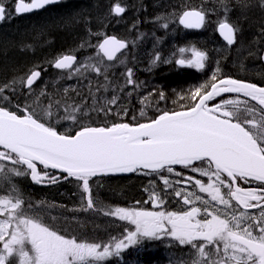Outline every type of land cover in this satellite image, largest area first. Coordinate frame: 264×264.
I'll return each mask as SVG.
<instances>
[{
    "label": "snow or ice",
    "instance_id": "obj_1",
    "mask_svg": "<svg viewBox=\"0 0 264 264\" xmlns=\"http://www.w3.org/2000/svg\"><path fill=\"white\" fill-rule=\"evenodd\" d=\"M57 2L19 0L15 12L43 9ZM259 2L264 8V0ZM237 3L241 8L247 6L245 0ZM219 4L224 18L219 20L217 30L232 46L237 42L239 27L228 18V0H219ZM125 11L118 2L111 7L116 16ZM5 18L4 0H0V21ZM205 23L203 9L191 8L179 16V24L186 29H200ZM96 47L98 55L102 53L108 61H114L116 54L128 45L115 36H105ZM185 51L179 49L180 53ZM190 51L191 58L175 63L204 69L207 54L194 47ZM78 63L74 55L68 54L57 58L53 66L72 70ZM102 64V59H97L82 67L103 75L107 81L109 66L102 68ZM75 72L82 74L80 67ZM72 75L69 71V77ZM40 76L41 72L33 69L0 84V180L10 184L11 176L29 175L36 183H57L59 178L47 170H59L66 174L63 179L74 178L78 182L81 200L87 201L86 209L103 211L134 228L126 227L122 238L112 237L106 243L66 236L44 221L42 206L37 209L29 203L25 207L23 197L13 188L0 198V215L7 213L0 220V264H102L143 239L161 236H170L180 246H190L191 264H264V86L232 78L218 79L213 73L207 85L191 93L194 103L183 110H164L156 118L135 125L114 122L93 126L94 122H84L85 118L91 120L86 103H69L71 97L55 99L43 90L34 92L33 85ZM126 76L127 84L135 83L131 68ZM101 87L107 90L106 84ZM19 88L28 90L30 103H16L10 108ZM222 94H236V98H222L209 105ZM159 96L164 99L162 92ZM92 98L91 111L108 115L112 106L119 110L117 115L125 111L116 94L102 103H96L94 95ZM140 114L145 115L143 109ZM61 121L70 122L68 131L57 130L56 124ZM176 166L207 177L209 183L186 176ZM117 173H139L162 180V190H157L154 181L149 182L147 191L154 208L167 203L165 196L179 197L177 203L191 207L179 211L105 209L93 199L90 180ZM165 173L176 179H169ZM252 182L259 184L255 188L241 186ZM182 184L198 187L200 193L210 195L211 201L176 187ZM222 188L226 193L222 194ZM195 201H200L201 206H196ZM210 202L223 208L210 211ZM249 209H258V214L249 213Z\"/></svg>",
    "mask_w": 264,
    "mask_h": 264
},
{
    "label": "rangeland",
    "instance_id": "obj_2",
    "mask_svg": "<svg viewBox=\"0 0 264 264\" xmlns=\"http://www.w3.org/2000/svg\"><path fill=\"white\" fill-rule=\"evenodd\" d=\"M145 1L147 0H81L79 7H82L83 9L79 13L81 14L80 16H82L83 19L88 20V13H90L89 15L93 16V19L91 20L94 21V25L89 24V26H92V30L86 34L87 36L82 34L84 39L81 37L82 43H78V50L74 51L73 49L70 52L71 54L76 52L74 54L79 56V63L72 70L68 71H49L46 69L44 71V78L33 87V91L38 94L41 90H43L55 99H60L61 97H71V100L74 99V97L72 95H68V92L70 90L76 92L74 95L80 98V103L83 102L89 106L86 110L89 111L91 120L85 118V123H106L104 121H100L101 115H103L102 117H104V119L113 118L112 120L114 121V117H112V115L114 114L115 109H117L115 106H112L113 111L111 112V116L105 115L103 112L97 113L90 110V106L94 103L92 95L96 97V103H102L103 100L111 99L113 94H116L120 97L118 101L120 105L124 106L128 104V106L130 105L133 107L132 114L134 115V120L150 119L153 116V113L159 109V106L157 108V105H152L146 100L149 94L148 83L150 82L151 85L149 87L152 86L153 88L159 85L160 82L156 80H149L148 78H145L144 75H150L152 73L153 66L159 67L160 65L164 64L169 65L175 63V61L178 59L191 58L192 54L190 49L193 47L206 53V44L208 45L211 42L205 38H202V42L198 44V46H195L192 43L187 45L184 44L185 46L182 45L183 47L174 46L171 47V52H168L169 56H167L168 53L161 55V53L157 51L158 49H163V39L150 36L148 38L149 41L147 38L144 41L140 38L137 40V38L134 36L135 28L138 27L136 22L138 9L136 8V5L139 2L141 3ZM168 1L169 0H158V5L165 4ZM65 2L69 3V0H65ZM117 2L126 8V14L124 17H119L111 13V7ZM259 5L260 2H257L253 8H244L238 13L232 9H229V17L232 23L238 25L239 27V43L235 49L233 48L230 51H225L222 47L217 48H219V50H223V52L231 59L230 64L228 63V66L233 70L232 73L236 72L243 75L250 74L252 76H254V74H260L255 73L259 71L257 68L259 53L264 49V18L262 15H260V12H262L264 8L260 7ZM65 17H67V15H65ZM8 18L10 20L14 18V14L10 11ZM166 18L168 19L166 20ZM166 18L165 21L168 26L163 28L166 30L164 34H166L168 38H173V35L175 36V34L178 32L179 23H176L174 18L170 16H167ZM68 19L69 20L66 21L67 23L74 21L73 23L77 24L79 21L77 20V16H73L72 13L68 15ZM75 20L77 22H75ZM212 28H214V24L212 25ZM212 28H208L207 33H211ZM84 31L85 29L82 30V33ZM98 33L102 35H96ZM25 34L26 31H18L16 35L21 36L22 38L20 39L22 40L24 39ZM108 34H113L120 39H124L132 43L130 56L125 53L117 60L110 62L107 61L101 53L98 55L99 50H97L94 54H90L89 52H91V50L95 47L93 46V43H96L97 45L98 42H101L102 38ZM258 36H261V38H258ZM6 37L7 34L3 37L0 35V43H3V46H8V44L12 43V40H5ZM151 41H154L156 44H153ZM181 48L186 49V51L184 53H180L179 49ZM18 50L22 51L24 50V47H18ZM30 54H34L32 56L35 57L34 50L30 51ZM157 56H159L160 59L156 60ZM97 59H102V68L104 65L109 66L107 69V81H105L103 75L97 74L96 72L90 70L85 71L82 67V65L86 63H95ZM154 60L155 63L153 62ZM39 61L41 62L42 60ZM143 61L144 63H148L150 65L149 68L143 67V73L141 76H139L138 73L133 71L132 67L133 64L139 66V62ZM40 62H34L32 65ZM76 67L81 68L82 74L75 72ZM128 68L132 69V79L135 82L131 85L127 84L126 71ZM190 68L197 69L195 67ZM69 71L73 72L71 77H69ZM18 73L19 72H17L12 78L6 79L2 74V70L0 69V84L6 81H11L14 78L18 79L19 77L24 76L26 72L21 75H18ZM104 84L107 85V90L101 87V85ZM65 89L68 90L67 93H65ZM90 91L92 95L89 94ZM20 93L24 94V100H29V93L27 89L19 88L16 96H18ZM134 93L141 94V100H138L137 102L140 104H134V99L132 96L138 95H133ZM16 96L12 97L13 105L16 104ZM131 98L132 100L130 101ZM41 99L44 98L41 97ZM28 103H30V100ZM12 104L9 105L10 108H14ZM45 104H47V100H45ZM141 109H143L145 113L144 116H141L140 114ZM56 127L61 132L68 131L70 129V122L61 121L60 123L56 124ZM149 177L147 175L138 174L128 180H112L114 181L112 182V185L115 189V192L111 190L110 192L112 194H110V196H108V194H104L105 192H108L107 187L109 186L101 185L100 189L103 191L99 190V187L95 186L97 190L92 191L93 199L98 202L99 200H106V198L112 200L114 201L113 205H115V208H137L136 205L141 204L144 199L143 189L146 188L145 186L149 185L150 181H154V177ZM77 184L78 183H71L67 184L66 187H54L53 189L42 191L38 190L36 192L33 189L30 190L29 187L31 183L29 180L23 179L21 176H11L10 184H5L3 180H0V198L4 196L5 192L11 193L12 189L15 188L23 197L25 207L29 203L34 205V207L37 209H41L42 206L41 215L43 216L46 223L54 225L55 228L60 231V234H64L66 236H75L78 239L106 243L110 241L112 237L122 238L124 235V229L126 227L129 229L134 228V226L129 224L127 221H120L117 217L105 215L103 211H98L95 208L86 209L87 201L85 199L82 202V188L78 187ZM126 186H130V188H127ZM117 187H122V192H116ZM119 202L129 206H124ZM211 208H213V205L210 202V211H212ZM84 209L85 213L83 212ZM6 217L7 213L0 215V220L5 219ZM144 244H149V240L143 239L139 244L132 245L131 247L129 246L127 249H124L120 255H122V253L128 249H145L143 247ZM0 247H2V245H0Z\"/></svg>",
    "mask_w": 264,
    "mask_h": 264
},
{
    "label": "trees",
    "instance_id": "obj_3",
    "mask_svg": "<svg viewBox=\"0 0 264 264\" xmlns=\"http://www.w3.org/2000/svg\"><path fill=\"white\" fill-rule=\"evenodd\" d=\"M15 1L17 0H4V4L8 6L9 11L12 13H14L13 5ZM245 2L247 6L244 8L247 9L250 7L253 8L257 2L259 3V0H245ZM79 3H81V0H69V3L63 0L57 5L50 6L44 11L30 16H14L12 20L7 18V20L0 25V35L3 37L7 34L5 40H12L13 43L8 44V46H3L4 44L0 43V69L2 70L3 76L6 79H10L15 76L17 72H19L18 75H21L37 68L52 71V62L57 57L70 53L73 49L77 51L79 47L78 43L81 42V37L84 39L82 34L86 35L92 30V26H89V24L94 25V21L91 20L93 16L89 15L90 13H88V20L80 16L81 14L79 13L83 8L79 7ZM228 4L229 9L236 11V13L244 9L238 6L237 0H228ZM136 8L138 9L136 21L138 27L135 28L134 36L137 40L140 38L144 41L146 38L148 40L150 36L163 39V49H158L157 51L160 52L161 55L174 46L179 47L191 43H195L198 46V44L202 42V38L211 42L208 45L205 43V51L209 57V65L206 71L178 69L176 64L172 63L169 65H160L159 67L153 66L152 73L150 75H144V77L149 80L160 82L159 85L153 88L152 86L149 87L151 83H148L149 94L146 100L152 105H157V108L159 106V109L153 113L154 115H159L164 110L174 111L188 107L190 104L194 103L191 99V93L201 85H207L211 81L213 73H217L219 79L224 76L225 72L233 71L228 66L231 59L223 50L217 48L222 47V42L215 31V26L220 19L224 18V11L219 4V0H169L165 4L160 5H158V0H147L137 3ZM190 8L203 9L206 11L208 17L207 27L202 32H186L179 27V31L175 36L173 35V38H168L167 35L164 34L166 30L163 29V24L166 23L165 18L170 16L178 23V18L181 13ZM71 13L73 16H77V20H79L77 24L73 23L74 21H71V23L66 22L69 20L68 15ZM65 15H67V17H65ZM260 15L264 18V10L260 12ZM228 18L231 20L229 13ZM167 19L168 18H166V20ZM72 23L73 25L71 26ZM213 24L214 28H212ZM208 28H212L211 33H207ZM83 29H85V31L82 33ZM18 31H26L24 39L21 40L20 38L22 37L16 35ZM151 42L156 44L154 41ZM164 44L166 47H164ZM18 46L24 47V50L19 51ZM93 46L95 47L91 50L90 54H94L98 50L96 48V43H93ZM130 49H132V43L129 44V56L131 53ZM32 50L35 51V57L32 56L34 54H30ZM39 60L42 61L32 65ZM139 63V66L133 64L132 68L134 72L141 76L143 67L149 68L150 64L144 63V61ZM231 74L234 75L233 73ZM248 80L252 81L253 76L249 74ZM161 92L164 96L163 100H161L159 96ZM74 94H76V92L72 90L68 92V95L74 97V99L69 100V102L72 103L74 101L80 103V98ZM137 94L138 93H134L133 95ZM132 97L134 99V104H140L137 103L138 100H141L140 94ZM15 98L16 103L21 105L29 102L28 99L24 100L25 96L23 93H20ZM232 98L236 97H229V99ZM131 100L132 98L130 101ZM14 105L12 104L13 107ZM22 178L28 179V176L24 175ZM127 188H130V186ZM121 189L122 187H117L116 192H122ZM153 258L152 254L144 257L141 249L138 248V250H135L134 248L132 252H127L126 255H124L125 261L123 263L144 264L146 259L147 262L151 263ZM154 259L156 260L155 262H157V258Z\"/></svg>",
    "mask_w": 264,
    "mask_h": 264
},
{
    "label": "flooded vegetation",
    "instance_id": "obj_4",
    "mask_svg": "<svg viewBox=\"0 0 264 264\" xmlns=\"http://www.w3.org/2000/svg\"><path fill=\"white\" fill-rule=\"evenodd\" d=\"M258 38H261V36H258ZM264 49L259 53V59L257 61V68L259 71L255 72V73H260V74H254L253 76V82H255L256 84H260L262 86H264ZM236 76V75H235ZM243 76V75H242ZM224 77V76H222ZM221 77V78H222ZM240 77V75H239ZM245 77V76H243ZM228 97L230 96H222L219 97L217 99H215L214 101L209 102V105L212 106L215 103H219L222 101L223 99H228ZM240 99H244L242 96L240 97ZM253 104H255V102H252ZM131 107V108H130ZM123 108L125 109L124 112H121L119 115H117V112L119 111L118 109H115L114 114L112 115V113L108 114L109 116L112 115V117L116 118L119 117L122 120V122H126L129 123L127 121H132V106H128L127 104L123 106ZM128 108V109H127ZM130 108V109H129ZM177 171H183L184 174L186 176L191 175L193 176L195 179H201L205 184L209 183V180L207 177H201L199 175V173H191L188 172L187 170L182 169L181 166H177L176 167ZM166 176H169V179H176V177L174 175H169L167 173H165ZM117 179V177H107V178H99V179H94L95 185L93 186V191L97 190L96 187H99V190H101V185H105V186H109L107 187L108 192H105L104 194H108V196H110V194H112L110 191L113 190L115 192V189L113 188L112 185V180ZM61 182H58L60 184H46L49 185L47 187H44L45 190L47 189H53L54 187H66L67 184H71V183H78L75 179H71V178H67V179H60ZM155 185L157 187V190H162L163 189V184H162V180H160L159 178H156L154 180ZM194 183V181H193ZM259 184V182H252L250 184H241L242 187H257ZM112 185V186H111ZM96 186V187H95ZM146 188L143 189L144 192V199L143 202L141 204H137V208H143L146 210H151V211H158V210H167V211H179L181 210V208H190L191 205L188 206H184L182 205V203H177V201L180 199L179 197H173V196H165V200L167 201V203L162 207V208H154L151 201L149 200V194L147 189L149 188L148 186H145ZM177 188H183L185 189L187 192L192 193L195 192L197 195L201 196L202 199H207L209 201H211V197L208 193H200L198 187L193 188L192 184H182V185H176ZM30 190L33 189L34 191L38 190V188L40 187H36V185H30ZM43 188V187H42ZM32 190V191H33ZM103 191V190H101ZM168 192H171V189L167 190ZM222 194L226 193V189L222 188ZM163 195V192H162ZM147 201V202H146ZM114 201L109 200L106 198V200H99V204L103 205L105 208L108 209H115V205H113ZM196 206H201V202L200 201H195ZM233 204H235V201L232 202ZM211 204L213 205V208H211L212 210H214V207H218V208H223L222 205H218L216 204V202H211ZM124 206H129L127 204H124ZM238 211H243V209H238ZM249 213L252 214H258V209H249L248 210ZM83 212L85 213V209L83 210ZM149 240V244L150 245H156L159 250H160V263L159 264H191L190 261V257L192 255L193 250L190 248V246H180L178 244V242H176L173 238H171L170 236H161L159 239H147ZM131 247V246H130ZM107 260H109V264H115L116 262V256H112V257H108L106 258Z\"/></svg>",
    "mask_w": 264,
    "mask_h": 264
},
{
    "label": "water",
    "instance_id": "obj_5",
    "mask_svg": "<svg viewBox=\"0 0 264 264\" xmlns=\"http://www.w3.org/2000/svg\"><path fill=\"white\" fill-rule=\"evenodd\" d=\"M59 2H60V0H59ZM59 2H57V3H59ZM19 3V0L15 3V7H16V5ZM24 3H30V2H28V1H26V0H24ZM57 3H53V4H50V5H54V4H57ZM50 5H47V6H45L43 9H45L46 7H48V6H50ZM5 6V5H4ZM5 8H6V11H7V7L5 6ZM40 10H42V9H36V10H32V11H30V12H23V13H16L17 15H19V16H23V15H27V14H32V13H34V12H37V11H40ZM188 10H190V9H188ZM6 16H7V12H6ZM6 19V18H5ZM4 19V20H5ZM4 20L3 21H0V24L1 23H3L4 22ZM186 29V28H185ZM203 29V27L202 28H200V29H187V30H194V31H200V30H202ZM218 31V30H217ZM218 34H219V36H220V38L222 39V40H224L223 39V37L220 35V33H219V31H218ZM111 36H113V35H111ZM116 37V36H115ZM117 39H119L118 37H116ZM121 40V39H120ZM123 41H125V40H123ZM225 41V40H224ZM126 42V41H125ZM226 42V41H225ZM127 43V42H126ZM227 43V42H226ZM127 49V48H126ZM126 49H122L120 52H118L117 54H116V57L120 54V53H122L123 51H125ZM75 57H76V59L78 60V57L76 56V55H74ZM54 67V66H53ZM55 68V67H54ZM39 71V70H38ZM41 72V71H40ZM42 75V74H41ZM40 78H41V76L37 79V81H36V83L40 80ZM227 78H230V77H227ZM232 79H234V78H232ZM242 81H244V80H242ZM245 82H248V81H245ZM35 83V84H36ZM257 86H259V85H257ZM222 95H229V94H222ZM40 165H38V167H39ZM42 167V166H41ZM50 170H52V169H50ZM53 171H56V172H59V173H62V172H60L59 170H53ZM62 174H64V173H62ZM119 174H125V173H117V174H107V175H99V176H97V177H102V176H112V175H119ZM31 178V177H30Z\"/></svg>",
    "mask_w": 264,
    "mask_h": 264
},
{
    "label": "bare ground",
    "instance_id": "obj_6",
    "mask_svg": "<svg viewBox=\"0 0 264 264\" xmlns=\"http://www.w3.org/2000/svg\"><path fill=\"white\" fill-rule=\"evenodd\" d=\"M97 3H99V2H97ZM251 6V5H250ZM260 6V5H259ZM100 18V17H99ZM72 20V19H71ZM70 20V21H71ZM75 22H76V20H75ZM254 24V23H253ZM247 27V26H246ZM76 28V27H75ZM122 30V29H121ZM125 30V29H124ZM125 32V31H124ZM80 37V36H79ZM1 39V38H0ZM42 39V38H41ZM100 39V38H99ZM98 41V40H97ZM177 41V40H176ZM263 41V40H262ZM79 42V41H78ZM13 43V42H12ZM27 43V42H26ZM19 47V46H18ZM80 53V52H79ZM90 53V52H89ZM78 54V53H77ZM86 56V55H85ZM79 57V56H78ZM38 62H40V61H38ZM47 68V67H46ZM45 71V70H44ZM50 73V72H49ZM91 99V98H90ZM122 190V189H121ZM107 197V196H106Z\"/></svg>",
    "mask_w": 264,
    "mask_h": 264
}]
</instances>
